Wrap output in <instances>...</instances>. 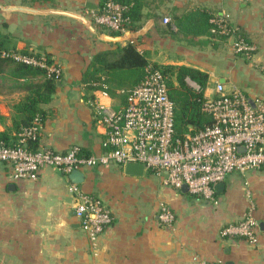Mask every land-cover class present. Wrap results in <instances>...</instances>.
<instances>
[{"label": "crops", "instance_id": "0c3cea01", "mask_svg": "<svg viewBox=\"0 0 264 264\" xmlns=\"http://www.w3.org/2000/svg\"><path fill=\"white\" fill-rule=\"evenodd\" d=\"M102 2L0 0L2 45L49 54L61 68L51 98L39 103L44 115L33 146L64 151L77 143L87 153L102 151L105 127L94 119L88 99L118 106L124 90L118 87L110 96L83 77L96 52L126 42L153 63L185 64L206 72L205 96L215 95L221 82L225 91L240 89L251 102L264 99V0H133L139 17L123 33L94 20ZM208 14L225 16L254 42L252 57L233 51V34L214 31L200 19ZM166 15L175 29L163 22ZM44 78L43 73L13 78L8 68L0 73V131L10 140L21 125L19 105L28 93L24 83ZM81 169L80 189L99 196L112 214L94 244L73 213L69 176L45 165L35 179H11L9 164L0 161V264H264V167L228 173L222 187L215 185L216 201L174 187L149 170L129 174L113 162ZM247 191L259 222L254 244L220 232L248 209ZM160 202L174 212L170 224L158 217Z\"/></svg>", "mask_w": 264, "mask_h": 264}, {"label": "built area", "instance_id": "2783aa9c", "mask_svg": "<svg viewBox=\"0 0 264 264\" xmlns=\"http://www.w3.org/2000/svg\"><path fill=\"white\" fill-rule=\"evenodd\" d=\"M132 1L103 0L93 13L94 20L104 28L123 33L129 20L125 12ZM162 20L172 29L176 28L170 16H163ZM209 20L214 24V31L234 35L232 48L235 53L252 57L256 44L238 32L225 16L213 14ZM9 54L17 61L45 68L46 73L55 78L61 75L60 66L48 61L45 53L34 55L15 50ZM215 90V95L205 96L201 106L211 121L193 132L177 136L175 103L169 94L167 76L150 64L140 81L128 90L124 106L88 99L94 119L105 127L101 152H83L77 143L64 151L51 147L32 148L31 143L40 132V122L34 118L30 124L21 126L13 139H0V161L9 164L11 179H35L45 165L56 167L69 176L75 168L139 161L145 170L162 175L168 184L180 187L186 183L191 193L216 201L215 185L228 173L264 167V99L256 97L251 102L240 89L225 91L221 82L216 84ZM239 146L243 150H239ZM67 189L73 213L79 218L80 227L90 243L94 244L112 220L111 210L99 196L81 190L76 182L69 181ZM247 196L248 209L239 220L223 225L220 232L254 244L258 240L259 222L250 191ZM158 217L162 223L170 224L174 212L168 204L160 202ZM199 264L225 263L199 260Z\"/></svg>", "mask_w": 264, "mask_h": 264}, {"label": "trees", "instance_id": "16d2710c", "mask_svg": "<svg viewBox=\"0 0 264 264\" xmlns=\"http://www.w3.org/2000/svg\"><path fill=\"white\" fill-rule=\"evenodd\" d=\"M119 1L123 3L129 2V0ZM125 15L129 17L126 25L131 28L133 21L139 17L137 3L129 5ZM210 16L208 14L200 17L209 27L214 26L209 21ZM15 50L18 49L4 47L0 41V73L8 68V74L13 78H29L39 73L45 75L42 82L24 83L28 93L24 101L19 105L22 111V116L17 121V124L21 123L18 127L19 129L23 125L30 124L34 118H37L41 123L44 113L39 103L46 102L51 98L57 87V80L60 77L55 78L53 75L47 74L46 69L41 66L15 60L9 54ZM3 51L6 54H3ZM20 51L27 54L40 55V52H33L28 48L20 49ZM46 55L47 60L53 62L49 54ZM150 64L160 68L167 76L169 94L175 103V133L177 136H182L186 132H193L211 121L210 117L201 110L202 102L205 98L204 87L207 73L190 65L158 64L148 61L145 55L132 42L117 45L114 50L96 52L84 73L83 80L89 83V86L103 89L110 96L116 93L118 87H123L124 92L121 104L115 106L121 107L126 103L128 90L140 81L146 67ZM187 79L196 82L197 87L189 85ZM94 82L95 84H93ZM0 139L9 140L2 131H0ZM34 142L31 143L32 148L37 147L33 146ZM82 151L86 152L83 148Z\"/></svg>", "mask_w": 264, "mask_h": 264}, {"label": "water", "instance_id": "95a60500", "mask_svg": "<svg viewBox=\"0 0 264 264\" xmlns=\"http://www.w3.org/2000/svg\"><path fill=\"white\" fill-rule=\"evenodd\" d=\"M86 5L90 8L95 7L96 5H93L91 2H86ZM239 150H243L242 146H239ZM124 171L126 173L129 174H136V175H141L144 173L145 168H144V164L142 162L139 161H127L126 164L124 165ZM69 178L71 181L79 183L81 181H83L84 179V172L81 168H75L73 169L70 173H69ZM223 186V182L220 181L216 184V187H222ZM9 189H13L14 188V184H10L8 186ZM180 188L183 191H188V186L186 183H182L180 185ZM262 222L260 223L261 226Z\"/></svg>", "mask_w": 264, "mask_h": 264}, {"label": "rangeland", "instance_id": "374dc122", "mask_svg": "<svg viewBox=\"0 0 264 264\" xmlns=\"http://www.w3.org/2000/svg\"><path fill=\"white\" fill-rule=\"evenodd\" d=\"M187 83H188L189 85L193 84V82H192L190 79H187Z\"/></svg>", "mask_w": 264, "mask_h": 264}]
</instances>
